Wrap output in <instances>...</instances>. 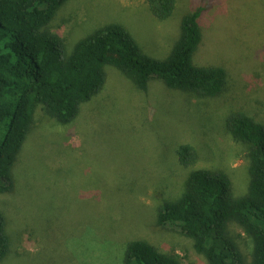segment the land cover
Returning <instances> with one entry per match:
<instances>
[{
    "label": "rangeland",
    "instance_id": "1",
    "mask_svg": "<svg viewBox=\"0 0 264 264\" xmlns=\"http://www.w3.org/2000/svg\"><path fill=\"white\" fill-rule=\"evenodd\" d=\"M203 7L202 40L193 61L226 72L211 98L151 80L143 91L106 66L103 89L66 124L41 106L14 167L15 185L0 194L10 251L0 264H123L126 245L146 240L182 264H207L192 241L157 224L164 202L180 194L192 169L176 150L190 144L194 168L221 169L235 194L248 183L246 144L235 141L226 117L241 111L264 124V0H176L165 20L145 0H69L50 27L74 43L108 23L128 29L148 55L165 58L184 15ZM232 236L250 261L251 242L236 223Z\"/></svg>",
    "mask_w": 264,
    "mask_h": 264
},
{
    "label": "trees",
    "instance_id": "2",
    "mask_svg": "<svg viewBox=\"0 0 264 264\" xmlns=\"http://www.w3.org/2000/svg\"><path fill=\"white\" fill-rule=\"evenodd\" d=\"M69 0H0V194L15 185L14 167L41 106L45 114L66 124L81 104L104 87L106 66L120 71L145 91L151 80L201 98L219 95L226 72L219 66L193 61L202 40L203 7L183 16L180 33L162 59L145 53L120 23H108L78 39L67 50L50 24ZM158 20L171 16L176 0H145ZM225 127L246 144L248 183L235 194L231 178L221 169L194 168L197 154L190 144L177 147L179 164L192 167L182 191L164 201L156 213L158 225L192 241L207 264H264V124L244 112L230 113ZM236 223L251 242L250 261L241 252L229 225ZM10 251L7 221L0 210V262ZM123 264H182L146 240L127 243Z\"/></svg>",
    "mask_w": 264,
    "mask_h": 264
}]
</instances>
